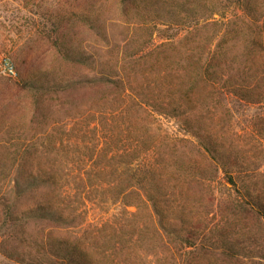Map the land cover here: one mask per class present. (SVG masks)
Listing matches in <instances>:
<instances>
[{
    "label": "trees",
    "instance_id": "trees-1",
    "mask_svg": "<svg viewBox=\"0 0 264 264\" xmlns=\"http://www.w3.org/2000/svg\"><path fill=\"white\" fill-rule=\"evenodd\" d=\"M122 1L129 9L137 0ZM229 1L190 0V16L199 8L202 16L188 27L184 74L167 79L145 71L140 87L130 85L129 73L65 83L116 91L89 121L100 138L85 151L77 147L75 157L65 151L77 164L56 163L61 157L49 153L47 164H27L33 152L19 148L9 165L1 148L0 235L13 230L17 260L264 264V229H257L264 227V115L238 133L257 140L251 149L203 114L205 90L229 110L264 102V0ZM26 197L32 201L20 207ZM37 221L50 230H23ZM22 231L30 247L21 251Z\"/></svg>",
    "mask_w": 264,
    "mask_h": 264
},
{
    "label": "rangeland",
    "instance_id": "rangeland-1",
    "mask_svg": "<svg viewBox=\"0 0 264 264\" xmlns=\"http://www.w3.org/2000/svg\"><path fill=\"white\" fill-rule=\"evenodd\" d=\"M190 5V0H137L127 9L122 0H0V62L10 57L18 69L16 76L0 75V153L2 148L8 164L15 163L14 154L22 148L33 152L27 164H47L49 153L61 157L56 163L75 165L73 159H65V151L75 157L77 147L85 151L100 138L89 121L98 120L95 110L106 107L116 91L80 84L65 88V83L129 73L130 85L140 87L145 71L155 77L166 72L167 79L184 74L188 27L202 16L199 8L192 18ZM175 34L180 37L178 44H173ZM243 46V40L238 41L230 54ZM27 79L39 82V88L26 87ZM203 93L204 117L214 119L218 129H232L252 149L257 140L238 133H243L249 119L264 115V102L229 110L216 93ZM31 201L22 198L19 205ZM23 225V230L36 235L50 230L39 221ZM2 230L7 235H0V264H30L25 256L17 260L12 255L13 230ZM74 230L78 229H62ZM27 232L22 231L21 251L30 247Z\"/></svg>",
    "mask_w": 264,
    "mask_h": 264
},
{
    "label": "built area",
    "instance_id": "built-area-1",
    "mask_svg": "<svg viewBox=\"0 0 264 264\" xmlns=\"http://www.w3.org/2000/svg\"><path fill=\"white\" fill-rule=\"evenodd\" d=\"M1 74L12 75V76L18 75V69L16 63L12 58L5 57L0 62V75Z\"/></svg>",
    "mask_w": 264,
    "mask_h": 264
}]
</instances>
